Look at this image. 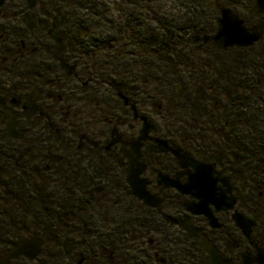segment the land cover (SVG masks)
Returning a JSON list of instances; mask_svg holds the SVG:
<instances>
[{
	"label": "flooded vegetation",
	"instance_id": "obj_1",
	"mask_svg": "<svg viewBox=\"0 0 264 264\" xmlns=\"http://www.w3.org/2000/svg\"><path fill=\"white\" fill-rule=\"evenodd\" d=\"M142 1L0 0V264H264V166L222 76L264 37L148 46Z\"/></svg>",
	"mask_w": 264,
	"mask_h": 264
},
{
	"label": "trees",
	"instance_id": "obj_2",
	"mask_svg": "<svg viewBox=\"0 0 264 264\" xmlns=\"http://www.w3.org/2000/svg\"><path fill=\"white\" fill-rule=\"evenodd\" d=\"M183 2L182 7L187 11L188 19L181 21H174L167 17H163L161 12L163 10L159 3L163 0H143L140 8H132L131 10V27L137 30L140 35L145 36L148 46L154 45L156 39L162 38L165 45V39H170L168 43L172 44V38L190 35L195 36L201 33H207L210 30L216 29V6L217 4H224L231 7L236 13L241 9H245L250 5L252 0H219L221 3H214L213 0H173ZM202 23V24H201ZM179 39L173 43L177 44L178 48L181 46ZM181 40V39H180ZM248 51H238L237 53L245 58V53ZM249 66H254L253 64ZM256 69L251 71L249 78L254 76ZM222 76H225V87L227 86V75L225 66L222 71ZM248 78V77H247ZM258 82V83H257ZM254 80L248 84L241 85V93L236 97L235 95H227L226 98L228 105H230L231 118L237 117V120L241 121L243 132L252 135H244L245 140L252 142L253 149L249 153L250 161L254 162L258 166H264V93L262 94V83ZM243 89V90H242ZM264 92V91H263ZM253 103L251 107H247L249 103ZM249 108V109H248ZM258 109L256 115L252 118L247 115L253 114V109ZM254 109V110H255ZM255 126V128H254ZM248 147V146H247Z\"/></svg>",
	"mask_w": 264,
	"mask_h": 264
},
{
	"label": "water",
	"instance_id": "obj_3",
	"mask_svg": "<svg viewBox=\"0 0 264 264\" xmlns=\"http://www.w3.org/2000/svg\"><path fill=\"white\" fill-rule=\"evenodd\" d=\"M218 17L216 19L217 32L214 35L196 37L195 41L213 43L220 50L230 48H249L260 42L264 37V0H253L247 12L256 15L260 23L247 26L244 19L234 13L233 10L218 4ZM240 225L245 227L242 218L238 219ZM32 241L26 242L15 250L10 257L16 258L19 255H29Z\"/></svg>",
	"mask_w": 264,
	"mask_h": 264
},
{
	"label": "rangeland",
	"instance_id": "obj_4",
	"mask_svg": "<svg viewBox=\"0 0 264 264\" xmlns=\"http://www.w3.org/2000/svg\"><path fill=\"white\" fill-rule=\"evenodd\" d=\"M213 1L215 4L221 3V1L219 0ZM182 4L183 2L180 1L163 0V2L159 3V5L163 8L161 15L174 21L188 19L189 16H187V11L182 7ZM237 12L243 17L246 16L245 9L239 8ZM215 17H218V9H216ZM244 55L245 58H242L241 54L239 55L237 52H233L225 56L224 66L227 75L226 93L228 97L230 93L231 95H235L236 97L241 93V89L239 87L241 85H245L246 83L248 84L252 80H254L255 83L257 81H260L262 83L260 92H262V94L264 93V39L253 50H250ZM251 64H253L254 66H249ZM254 69H256L254 76H252V78H249V75H251V71ZM252 104L253 103L250 102L246 106L251 107ZM254 109L252 110L254 111L253 114H250V111L247 115L248 117L252 118L256 115L255 113L258 109Z\"/></svg>",
	"mask_w": 264,
	"mask_h": 264
}]
</instances>
